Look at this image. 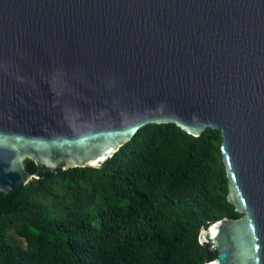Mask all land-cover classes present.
I'll return each mask as SVG.
<instances>
[{
	"label": "water",
	"instance_id": "obj_1",
	"mask_svg": "<svg viewBox=\"0 0 264 264\" xmlns=\"http://www.w3.org/2000/svg\"><path fill=\"white\" fill-rule=\"evenodd\" d=\"M149 123L221 131L241 215L200 229L204 264H264V0H0V214Z\"/></svg>",
	"mask_w": 264,
	"mask_h": 264
},
{
	"label": "trees",
	"instance_id": "obj_2",
	"mask_svg": "<svg viewBox=\"0 0 264 264\" xmlns=\"http://www.w3.org/2000/svg\"><path fill=\"white\" fill-rule=\"evenodd\" d=\"M221 141L219 129L149 123L100 167L40 170L0 214V264H204L217 250L200 229L241 215Z\"/></svg>",
	"mask_w": 264,
	"mask_h": 264
},
{
	"label": "rangeland",
	"instance_id": "obj_3",
	"mask_svg": "<svg viewBox=\"0 0 264 264\" xmlns=\"http://www.w3.org/2000/svg\"><path fill=\"white\" fill-rule=\"evenodd\" d=\"M36 198L38 199V200H40L41 202H45V203H48V204H50V199L49 198H46V197H44L43 195H36ZM12 232V231H11ZM14 233V232H13Z\"/></svg>",
	"mask_w": 264,
	"mask_h": 264
}]
</instances>
